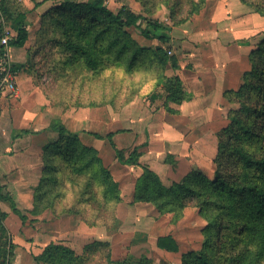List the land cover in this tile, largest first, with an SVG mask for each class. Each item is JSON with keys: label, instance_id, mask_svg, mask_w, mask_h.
<instances>
[{"label": "rangeland", "instance_id": "rangeland-1", "mask_svg": "<svg viewBox=\"0 0 264 264\" xmlns=\"http://www.w3.org/2000/svg\"><path fill=\"white\" fill-rule=\"evenodd\" d=\"M91 1H8L11 16L26 13L29 38L18 90L0 103V264H182L203 247L212 214L191 198L175 210L135 199L145 167L166 186L217 170L239 187L264 184V0H105L162 22L166 41L115 24ZM236 117L255 119L256 139L230 142ZM110 132L113 142L95 135ZM234 147L254 150V161ZM136 148L138 164L119 159ZM169 234L179 251L158 246ZM248 241L235 226L216 260L237 264L255 249Z\"/></svg>", "mask_w": 264, "mask_h": 264}, {"label": "trees", "instance_id": "trees-1", "mask_svg": "<svg viewBox=\"0 0 264 264\" xmlns=\"http://www.w3.org/2000/svg\"><path fill=\"white\" fill-rule=\"evenodd\" d=\"M9 0H0V39L4 32L5 26H8L4 14L12 21V26L16 28L17 34L10 41V46L23 47L29 38V30L26 25L27 16L24 12H18L11 16V8ZM96 11L107 16L115 24L126 27L135 28L148 39H158L166 41L168 39L167 26L158 20H153L147 15L136 12L128 6H122L117 12H114L105 0H92L84 4ZM6 17V18H7ZM2 45L0 44V50ZM161 60L166 63L169 58L163 53L162 48L156 49ZM264 54V50H260ZM19 70L22 64H15ZM244 87L240 91H243ZM240 91L231 90L230 94H240ZM229 95V94H227ZM230 96V95H229ZM232 97V96H230ZM257 116V115H256ZM237 123L238 130L233 131V125L228 129L230 132V142L237 139L251 141L257 138L258 134L255 129V119L252 118L251 126H246L242 120H234ZM253 123V124H252ZM59 132L63 136L67 132V128L60 125ZM28 133V129L17 130L13 133V138ZM116 132H110L103 136L95 134L99 139H108L113 142ZM78 136L76 133H72ZM113 144V143H112ZM147 145V142L142 144ZM136 148L128 158H125L121 151H118L119 159L125 164H138L140 152ZM233 151L240 152L247 162H253L255 151L245 147H234ZM1 187V186H0ZM237 187V188H236ZM135 199L155 203L160 209L175 210L177 207L185 204L188 198L199 201L200 211L211 212L209 224L205 229L206 242L199 250H192L184 253L182 264H219L214 256L217 248L221 249V245L226 243L229 232L232 229H242L249 235L248 245L255 246V249L246 247L240 254L237 264H259L264 254V184L251 183L245 186H237L235 181L229 180L228 176L222 175L217 170L214 178H210L206 174L196 171L189 173L181 181L166 186L162 183L158 175L145 167L143 175L139 178L135 190ZM2 199L9 201L14 212L21 216L23 221L27 220V216L22 214L18 208L15 199L9 194L2 196ZM238 199V203L232 204ZM0 208V212H1ZM2 218H7L6 212H1ZM3 219V220H4ZM244 221L243 225L238 226L236 221ZM217 240V242H214ZM102 244L103 242H99ZM220 245H219V244ZM158 246L164 250L177 252L180 249L177 239L169 234L158 238ZM51 251L50 245L45 246L43 255ZM255 252V253H254ZM107 262L111 263V252L107 254ZM236 263V261H234ZM118 264H125L124 261H118ZM132 264H154L148 259H139ZM163 264H171L164 262Z\"/></svg>", "mask_w": 264, "mask_h": 264}, {"label": "built area", "instance_id": "built-area-1", "mask_svg": "<svg viewBox=\"0 0 264 264\" xmlns=\"http://www.w3.org/2000/svg\"><path fill=\"white\" fill-rule=\"evenodd\" d=\"M16 36L11 27L5 26L0 39V103L6 96L14 95L18 90L19 70L10 56V41Z\"/></svg>", "mask_w": 264, "mask_h": 264}, {"label": "crops", "instance_id": "crops-1", "mask_svg": "<svg viewBox=\"0 0 264 264\" xmlns=\"http://www.w3.org/2000/svg\"><path fill=\"white\" fill-rule=\"evenodd\" d=\"M26 25H27V27H28V25H29V23H28V17H27V22H26ZM11 29L14 31V33L15 34H17V30H16V28L15 27H11ZM28 30H29V28H28ZM28 41V40H27ZM27 41H26V43H25V45L27 44ZM25 45L23 46V47H17V46H10V56H11V59L14 61V62H18V61H21L20 59H21V53H22V51H23V48L25 47ZM21 129H27V128H21ZM21 129H19V130H21ZM15 131H17V130H14V132ZM26 134H24V135H22V136H19V137H16L15 139L12 137V140H16V139H18V138H21V137H23V136H25ZM12 136H13V134H12ZM9 152H11V151H9Z\"/></svg>", "mask_w": 264, "mask_h": 264}]
</instances>
